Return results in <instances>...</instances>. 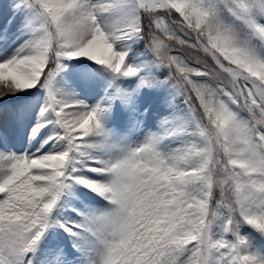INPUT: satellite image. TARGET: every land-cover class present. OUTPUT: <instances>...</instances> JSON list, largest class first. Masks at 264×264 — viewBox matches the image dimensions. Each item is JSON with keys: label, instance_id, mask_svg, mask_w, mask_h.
<instances>
[{"label": "snow or ice", "instance_id": "1", "mask_svg": "<svg viewBox=\"0 0 264 264\" xmlns=\"http://www.w3.org/2000/svg\"><path fill=\"white\" fill-rule=\"evenodd\" d=\"M9 8L12 27L30 35L10 54L0 48V100L42 91L28 139L44 138L35 151L0 147V264H33L53 240L45 264H264L252 250L254 238L264 244V0H9ZM129 43H143L163 80L128 63ZM81 58L109 74L112 94L94 104L56 86L65 62ZM79 72L97 86L94 69ZM165 84L183 115L162 117L161 131L138 143L114 139L103 101L137 113L141 89ZM171 140L179 146L162 149ZM74 186L106 207L73 206Z\"/></svg>", "mask_w": 264, "mask_h": 264}, {"label": "rangeland", "instance_id": "2", "mask_svg": "<svg viewBox=\"0 0 264 264\" xmlns=\"http://www.w3.org/2000/svg\"><path fill=\"white\" fill-rule=\"evenodd\" d=\"M9 5V0H0V15L2 14L4 8ZM1 31V30H0ZM13 32L10 30L8 31H1L0 32V48H4L10 54L13 49L18 47L16 42L19 40V36L17 34H12ZM16 35V36H15ZM7 36V40L4 37ZM14 37V38H13ZM129 49H133V51H129L128 55V63L133 64L134 66L141 65V74L146 75L148 73H153L157 77L161 76V74L166 75V70H158L152 64V56L149 53L150 57L147 58L143 56V52L145 51V46L143 43H135L127 46ZM85 59V58H83ZM78 60L66 61V67L64 71L57 77L56 86L60 88L62 91L67 93H75L78 96L83 95L85 93V97L81 98L86 100L89 104H94L97 101L101 100L102 97L109 96L112 94V89L106 87V78H109V74L100 68L99 66L93 64L90 66L92 69L95 70V75L92 77L95 81L97 86L96 87H89L82 82L80 77L79 70L83 69L84 66L74 63ZM122 87H129L127 81L119 80L117 81ZM167 88L171 91L175 90L171 88L170 85ZM44 100V94L40 90H33L27 96H17V97H6L3 100H0V110L7 107H13L14 109L17 108V111L23 107L25 113L28 117L23 118L20 120V126H23L22 131L29 133L31 131L32 126H34L36 122V114L40 112V107L42 106V101ZM182 98L177 97L175 103V110L180 114H183L184 108L183 104L181 103ZM103 103L110 104V116L107 122L108 128L113 132L114 124H113V113L116 112L119 108H122V103L119 100L115 102H111L108 100H104ZM129 116L128 119V138L130 144L138 143L142 141L145 135L149 132L158 133L161 131V126L159 125V120L157 122L153 120L149 121L148 123L145 122L143 115L132 114L131 112L127 111L125 113ZM133 115V116H132ZM132 116V117H131ZM174 117V116H169ZM135 120H139L140 123L137 125L134 123ZM154 121V122H152ZM13 131V130H12ZM25 137V134H23ZM23 137V139H24ZM44 137L40 136L39 134L37 137L33 138L32 145H29V142H24L17 147V154L23 153L25 151H33L36 147L40 146V142ZM179 146V142H175L174 140L165 141L161 147L162 149H171ZM69 199L73 200V206L77 207L80 210H99L106 207L105 201H103L99 196H96L89 192L86 189H80L78 186H74L73 195L69 197ZM57 231H59L57 229ZM242 233L245 235H252L255 237V233L248 227L242 229ZM60 240L63 245H67L71 247L72 241H70L66 235H62ZM55 240L50 241L47 246L41 242L40 247H38L37 252L35 255L32 256L33 264H45L46 261H50L52 256L47 253V248H51ZM253 249L254 251L258 252L259 255L264 256V244H262L259 240L253 239Z\"/></svg>", "mask_w": 264, "mask_h": 264}, {"label": "bare ground", "instance_id": "3", "mask_svg": "<svg viewBox=\"0 0 264 264\" xmlns=\"http://www.w3.org/2000/svg\"><path fill=\"white\" fill-rule=\"evenodd\" d=\"M10 12H11L10 8H7L2 13V15H0V28H1V30H3V29H11V31L13 32L12 34H17V35L19 34L20 35L19 40H18V42H16V45L19 46L20 44H22L24 42V40H26V39L29 38L30 32L27 29L24 31V33L22 35L19 32H17L16 29L12 27V23H11L12 17L10 15ZM16 27L18 28L20 26L17 25ZM131 44L132 43L127 44L126 47L128 45H131ZM142 54H143V56H145L147 58L150 57V55H149V53L147 51H144ZM74 63L81 64L83 66H85V65L91 66V65L94 64L91 61H88V60L83 59V58H81L80 60H78L77 62H74ZM173 94L174 93H172L171 91H168V93L163 94L162 97H161V95L156 96L155 98H157V99H154L153 104L157 103L158 98H159V101L162 100V106H161L162 109L159 108L158 111H157V109H152V107H151L152 105L151 106L149 105V111L147 113H145V114L151 116L152 115V112L154 111L153 114H157L159 117H163V113L166 114L168 112H173L172 115L174 117L180 116V115H178V113H176L174 111V108H173V106H174L173 104H174V102L176 101V99L178 97L177 95H173ZM139 98L141 100H143L145 98V94L143 93V96H140ZM43 104H44V100L42 101V105ZM145 104L146 103H142L141 105H138V110L140 111V109ZM146 108H148V107H146ZM13 111L19 113L18 114V117H20L21 114H22V117L23 118L28 117V115L26 116L25 113H22L24 111V108L23 107H21L18 111H17V108L14 109L13 107L12 108H10V107L9 108H4L3 111L0 113V130H3L7 126V124L10 122V117L12 116V114H14ZM123 112L117 111V113H116L115 120H116L117 126L120 123L121 124H127V119L124 116V113ZM154 121H156V120H154ZM122 128H125V127H121L120 129H118L116 131V132L120 131L121 136L123 135V133H122V130L123 129ZM123 131L124 132H127L125 130H123ZM121 136H118V137H121ZM124 136H125V139L122 138V141L129 143V141L127 140L128 134L127 133H124ZM15 141H16V138L14 137L13 144H14ZM33 151H35V150H33Z\"/></svg>", "mask_w": 264, "mask_h": 264}]
</instances>
